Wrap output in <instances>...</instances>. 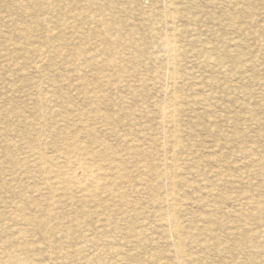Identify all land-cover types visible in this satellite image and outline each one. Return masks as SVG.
I'll use <instances>...</instances> for the list:
<instances>
[{
  "label": "rangeland",
  "instance_id": "obj_1",
  "mask_svg": "<svg viewBox=\"0 0 264 264\" xmlns=\"http://www.w3.org/2000/svg\"><path fill=\"white\" fill-rule=\"evenodd\" d=\"M32 263L264 264V0H0V264Z\"/></svg>",
  "mask_w": 264,
  "mask_h": 264
},
{
  "label": "bare ground",
  "instance_id": "obj_2",
  "mask_svg": "<svg viewBox=\"0 0 264 264\" xmlns=\"http://www.w3.org/2000/svg\"><path fill=\"white\" fill-rule=\"evenodd\" d=\"M138 10H139V8H138ZM245 11V10H244ZM104 12V11H103ZM169 12V11H168ZM160 13V12H159ZM162 13V12H161ZM170 13V12H169ZM164 14V13H163ZM98 15V14H97ZM164 15H166V14H164ZM174 16V15H173ZM237 17V16H236ZM108 18V17H107ZM174 18V17H173ZM99 19V18H98ZM40 22V21H39ZM174 23V22H173ZM171 25H174V24H171ZM22 27H24V26H22ZM174 28H176V27H174ZM177 29V28H176ZM47 31V30H46ZM170 31V30H169ZM173 31H175V30H173ZM177 31V30H176ZM172 32V31H171ZM178 33V32H177ZM9 39V38H8ZM172 43V42H171ZM174 45V44H173ZM59 46V45H58ZM26 48V47H25ZM43 48V47H42ZM167 53V52H166ZM171 53V52H170ZM169 53V54H170ZM44 54V53H43ZM38 57V56H37ZM39 58V57H38ZM172 59V58H171ZM167 62V61H166ZM34 66V65H33ZM99 69V68H98ZM6 70V69H5ZM165 76H166V74H165ZM39 81V80H38ZM41 84V83H40ZM166 85V84H165ZM191 86V85H190ZM49 87V86H48ZM164 88V87H163ZM192 88V87H191ZM54 89V88H53ZM164 91V90H163ZM39 92V91H38ZM40 93V92H39ZM38 93V94H39ZM175 92H173V94H174ZM37 94V95H38ZM42 94V93H41ZM90 94V93H89ZM203 100V99H202ZM206 101V100H205ZM201 102V101H200ZM203 103V102H202ZM176 104H177V102H176ZM162 107V106H161ZM54 108V107H53ZM125 108V107H124ZM160 108V107H159ZM170 108V107H169ZM161 109V108H160ZM158 110V109H157ZM219 113V112H218ZM171 114V113H170ZM107 116V115H106ZM162 116V115H161ZM42 117V116H41ZM35 118V117H34ZM47 118V117H46ZM159 118H160V116H159ZM158 119V118H157ZM162 120V119H161ZM104 123V122H103ZM174 124V123H173ZM42 125V124H41ZM175 125V124H174ZM175 128V127H174ZM162 132V131H161ZM163 133V132H162ZM70 134V133H69ZM130 136V135H129ZM103 139V138H102ZM162 140V139H161ZM147 141V140H146ZM176 141V140H175ZM149 142V141H148ZM162 143H163V141H162ZM115 145V144H114ZM113 150V149H112ZM140 150V149H139ZM40 153H42V152H40ZM76 153V152H75ZM193 153V152H192ZM107 155V154H106ZM119 155V154H118ZM34 156V155H33ZM85 156V155H84ZM164 157V156H163ZM164 159V158H163ZM111 160V159H110ZM260 160V159H259ZM258 160V161H259ZM44 162V161H43ZM76 162V161H75ZM90 162V161H89ZM115 162V161H114ZM164 163V162H163ZM66 164V163H65ZM78 164V163H77ZM72 166V165H71ZM78 166V165H77ZM84 166V165H83ZM73 167V166H72ZM82 166H78L77 168L79 169V168H81ZM89 167V166H88ZM99 167V166H98ZM103 168V167H102ZM163 168H164V166H163ZM45 169H47V168H45ZM77 169V170H78ZM116 169V168H115ZM140 169V168H139ZM71 170V169H70ZM164 170V169H163ZM74 171H76V169H74ZM78 171H81V173H79V174H81L80 175V177H81V179L82 180H84L85 181V183L86 182H88L89 184L87 185V186H89L90 187V185H92V184H95L94 183V179H95V177H93V172H91V170L90 169H88L87 167H86V169L85 168H82V170H78ZM101 172V171H100ZM166 172V171H165ZM69 173V172H68ZM116 173V172H115ZM74 174H75V172H74ZM74 174H70L66 179H65V181H64V183H66V184H68V183H70V184H72V183H76V182H78L79 180H77V177H74L73 175ZM165 174V173H164ZM64 175V174H63ZM57 176V175H56ZM76 176V175H75ZM98 176V175H97ZM167 176V175H166ZM111 177V176H110ZM53 178V177H52ZM104 178V177H103ZM49 180V179H48ZM99 180V179H98ZM46 181V180H45ZM97 181V180H96ZM99 182V181H98ZM164 182V181H163ZM181 182V181H180ZM56 184V183H55ZM54 184V185H55ZM77 184V183H76ZM83 185V184H82ZM96 185V184H95ZM95 185H92V186H95ZM172 185V184H171ZM181 185V184H180ZM87 186H85V187H87ZM69 187V186H68ZM165 187V186H164ZM173 187V186H172ZM60 189V188H59ZM95 189V188H94ZM51 190V189H50ZM61 190V189H60ZM70 190V189H69ZM113 190V189H112ZM171 190V189H170ZM80 191V190H79ZM83 192V191H82ZM60 196V195H59ZM166 196V195H165ZM172 196V195H171ZM118 197V196H117ZM135 198V197H134ZM178 198H179V196H178ZM96 199V198H95ZM182 200V199H181ZM25 201V200H24ZM175 201V200H174ZM53 204V203H52ZM51 204V205H52ZM166 205V204H165ZM167 206V205H166ZM174 206V205H173ZM186 206V205H185ZM213 206V205H212ZM171 207V206H170ZM211 208V207H210ZM14 210V209H13ZM167 214V213H166ZM170 214V213H169ZM168 214V215H169ZM211 217V216H210ZM164 218V217H163ZM166 218V217H165ZM176 218V217H175ZM111 220V219H110ZM101 222V221H100ZM167 223H168V221H166ZM174 226L177 228V223H176V221H175V219H174ZM164 224H165V222H164ZM203 225V224H202ZM180 226V225H179ZM29 227V226H28ZM117 228V227H116ZM146 228V227H145ZM168 228V227H167ZM166 229V228H165ZM170 230V229H169ZM165 231V230H164ZM110 232V231H109ZM169 233V232H168ZM177 235V234H176ZM190 238V237H189ZM190 240V239H189ZM192 240H194V239H192ZM177 241V240H176ZM193 242V241H192ZM10 244V243H9ZM63 245V244H62ZM219 245V244H218ZM30 246H32V245H26V244H20V246H18V248L20 247V249L21 250H24V249H27V248H29ZM66 246V245H65ZM49 247V253L52 255V256H56V253H57V257H59V259H62V261L63 262H66V263H68V262H70V261H67L66 259H68V260H71V258H72V256H71V254H69V252H68V249L66 248L65 249V251L62 253V252H59V248H58V246L57 245H53L51 242H50V246H48ZM120 247V246H119ZM69 248V247H68ZM181 248V247H180ZM183 253V252H182ZM48 254V253H47ZM181 255V254H180ZM8 259H10L11 260V262H15V263H20V262H25L26 260H28V258H27V256L25 255L24 257L22 256V257H20V256H15V257H10V256H8ZM34 260H36V259H32V261H34ZM50 260V259H49ZM119 260V259H118ZM183 260V259H182ZM123 261V260H122ZM37 262H39V261H37ZM183 263V262H182ZM32 264H34V263H32Z\"/></svg>",
  "mask_w": 264,
  "mask_h": 264
}]
</instances>
